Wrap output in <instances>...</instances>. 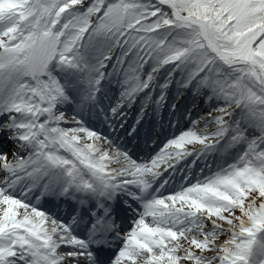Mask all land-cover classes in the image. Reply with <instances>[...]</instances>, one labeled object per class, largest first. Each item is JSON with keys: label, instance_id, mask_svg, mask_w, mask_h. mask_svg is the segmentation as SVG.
I'll return each mask as SVG.
<instances>
[{"label": "snow or ice", "instance_id": "obj_1", "mask_svg": "<svg viewBox=\"0 0 264 264\" xmlns=\"http://www.w3.org/2000/svg\"><path fill=\"white\" fill-rule=\"evenodd\" d=\"M0 264H264V0H0Z\"/></svg>", "mask_w": 264, "mask_h": 264}, {"label": "bare ground", "instance_id": "obj_2", "mask_svg": "<svg viewBox=\"0 0 264 264\" xmlns=\"http://www.w3.org/2000/svg\"><path fill=\"white\" fill-rule=\"evenodd\" d=\"M176 175H177V173H176ZM171 186V185H170Z\"/></svg>", "mask_w": 264, "mask_h": 264}]
</instances>
